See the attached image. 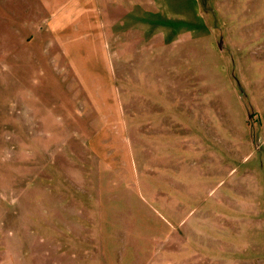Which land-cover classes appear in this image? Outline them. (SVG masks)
<instances>
[{"label":"rangeland","instance_id":"1","mask_svg":"<svg viewBox=\"0 0 264 264\" xmlns=\"http://www.w3.org/2000/svg\"><path fill=\"white\" fill-rule=\"evenodd\" d=\"M15 9L0 264H264V0Z\"/></svg>","mask_w":264,"mask_h":264},{"label":"crops","instance_id":"2","mask_svg":"<svg viewBox=\"0 0 264 264\" xmlns=\"http://www.w3.org/2000/svg\"><path fill=\"white\" fill-rule=\"evenodd\" d=\"M18 0H0V9H3V4H10L11 15L9 18V21L4 19L3 17H0V30H25L24 28L20 27V17L18 16V10H14V4L17 3ZM173 2V1H172ZM170 2V3H172ZM23 18V17H22ZM27 22H29L27 20ZM31 28L28 26V30H35L34 24L30 19Z\"/></svg>","mask_w":264,"mask_h":264}]
</instances>
